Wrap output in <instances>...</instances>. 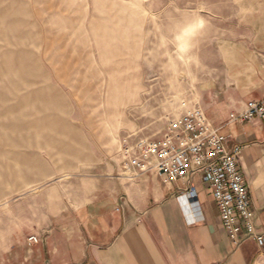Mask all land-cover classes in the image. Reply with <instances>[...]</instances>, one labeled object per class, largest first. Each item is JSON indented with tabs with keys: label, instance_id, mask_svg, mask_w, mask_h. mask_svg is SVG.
<instances>
[{
	"label": "rangeland",
	"instance_id": "obj_1",
	"mask_svg": "<svg viewBox=\"0 0 264 264\" xmlns=\"http://www.w3.org/2000/svg\"><path fill=\"white\" fill-rule=\"evenodd\" d=\"M195 16L207 29L178 55ZM263 39L264 0H0V236L44 230L50 196L76 207L93 177L130 176L124 140L205 111L225 43Z\"/></svg>",
	"mask_w": 264,
	"mask_h": 264
},
{
	"label": "crops",
	"instance_id": "obj_2",
	"mask_svg": "<svg viewBox=\"0 0 264 264\" xmlns=\"http://www.w3.org/2000/svg\"><path fill=\"white\" fill-rule=\"evenodd\" d=\"M222 49L225 66L212 86L217 92L204 102L205 113L229 137L228 147H241L238 168L249 187L256 230L264 235V120L231 121L248 102H264V39L226 42ZM118 175L103 188L100 176L93 177L89 197L76 207L50 196L44 230L21 227L14 237L0 236V264H264V241L232 244L212 190L200 177L192 180L202 213L197 219L182 193L184 181ZM31 236L40 242H29Z\"/></svg>",
	"mask_w": 264,
	"mask_h": 264
},
{
	"label": "built area",
	"instance_id": "obj_3",
	"mask_svg": "<svg viewBox=\"0 0 264 264\" xmlns=\"http://www.w3.org/2000/svg\"><path fill=\"white\" fill-rule=\"evenodd\" d=\"M264 120V102L250 101L245 109L231 116V121ZM229 137L215 128L205 111L195 107L169 122L166 134L156 140L140 139L131 144L124 140L121 150L123 169L130 178L155 174L165 183L184 181L182 192L190 201L195 218L202 216L198 190L193 178L200 177L209 185L220 218L235 247L246 240L264 241L254 224L249 187L238 168L241 147H228ZM29 242L38 243L36 236Z\"/></svg>",
	"mask_w": 264,
	"mask_h": 264
},
{
	"label": "clouds",
	"instance_id": "obj_4",
	"mask_svg": "<svg viewBox=\"0 0 264 264\" xmlns=\"http://www.w3.org/2000/svg\"><path fill=\"white\" fill-rule=\"evenodd\" d=\"M206 29V22L199 16L178 22L172 34V40L176 45L177 54L186 55L192 47L191 41L193 38L203 34ZM168 42V39L164 38L162 46Z\"/></svg>",
	"mask_w": 264,
	"mask_h": 264
}]
</instances>
